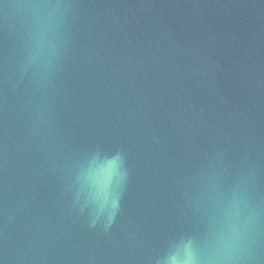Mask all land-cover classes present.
I'll list each match as a JSON object with an SVG mask.
<instances>
[{
    "label": "water",
    "instance_id": "water-1",
    "mask_svg": "<svg viewBox=\"0 0 264 264\" xmlns=\"http://www.w3.org/2000/svg\"><path fill=\"white\" fill-rule=\"evenodd\" d=\"M41 2L0 0V264L202 255L242 178L264 264V0H53L43 74Z\"/></svg>",
    "mask_w": 264,
    "mask_h": 264
},
{
    "label": "clouds",
    "instance_id": "clouds-1",
    "mask_svg": "<svg viewBox=\"0 0 264 264\" xmlns=\"http://www.w3.org/2000/svg\"><path fill=\"white\" fill-rule=\"evenodd\" d=\"M32 6L51 10L44 15L37 38V48L28 63L29 67L35 66L37 71L43 74L51 64L56 51L55 43L48 40L46 33L52 30L55 11L59 5L53 0H42L39 5ZM205 195L214 202L216 208L207 247L202 255H197L192 249V242L188 241L183 259L172 256L168 264H252L261 229V212L253 203L247 188V180L242 178L227 191L215 183L210 184ZM98 198L103 201L100 211L108 210V203L103 195H98ZM117 208L118 200H112L109 223L114 218ZM92 223L94 226L95 221Z\"/></svg>",
    "mask_w": 264,
    "mask_h": 264
}]
</instances>
